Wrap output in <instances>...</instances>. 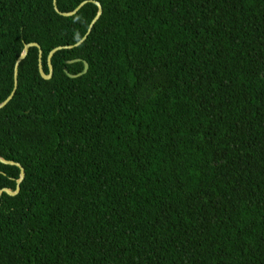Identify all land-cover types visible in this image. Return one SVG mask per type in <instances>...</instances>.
<instances>
[{
	"label": "trees",
	"instance_id": "1",
	"mask_svg": "<svg viewBox=\"0 0 264 264\" xmlns=\"http://www.w3.org/2000/svg\"><path fill=\"white\" fill-rule=\"evenodd\" d=\"M83 1L0 0V103L101 5L0 107V264H264V0Z\"/></svg>",
	"mask_w": 264,
	"mask_h": 264
},
{
	"label": "water",
	"instance_id": "2",
	"mask_svg": "<svg viewBox=\"0 0 264 264\" xmlns=\"http://www.w3.org/2000/svg\"><path fill=\"white\" fill-rule=\"evenodd\" d=\"M85 2H86V1L81 2V3H80L75 9H73L72 11H69V12H59V10H58L57 7H56L55 0H53V4H54V9H55V11H56L57 13L63 15V16H70V15L74 14V13H75V12H76V11H77V10H78V9H79V8L85 3ZM94 3L97 5L98 10H97V13H96L95 17L93 18L92 22L90 23V25H89V27H88L86 33L83 35V37H82L78 42H76V43L73 44V45L57 46V47H55V48H53V49H51V50L49 51V53H48V55H47V58H46V62H47V66H48V73H47V74H45L44 71H43V69H42V63H41L42 51H41L39 45H38L37 43H35V42H30V43H26V44H24V46H23V51H22V53L18 56V58H17V60H16V63H15V65H14V70H13L14 87H13L11 93L6 97V99L0 103V107L4 106V105H5V104L11 99V97H12L13 94H14V91H15V88H16V85H17V66H18L19 61H21V60L25 57L28 48H29V47H32V46L37 47V49H38V71H39V74H40V76H41L43 79H49V78L51 77V75H52V65H51V56H52V54H53L55 51L59 50V49H62V48H70V47L76 46V45H78L80 42H82V41L87 37V34L90 32L91 27H92L93 23L95 22V20H96V19L99 17V15L101 14V5H100L98 2H94ZM78 60H79V59H76V60H70L69 63H71V62H73V61H78ZM86 70H87V63L84 62V68H83V71L80 72V73H78L77 75H80L81 73L86 72ZM66 73H67V72H66ZM67 75L70 76V77L77 76V75H71V74H68V73H67ZM0 162H1V163H4V164H13V165H16V166H18L19 169H20L19 178L16 180V188H15V190L12 191V190H10L9 188H2V189H0V194H1V192L3 191V192H5V193H7V194H9V195H14V194H16V193L18 192V190H19V187H18V186H19V183L21 182V180L23 179V176H24V169L20 166L19 163L14 162V161H10V160L3 159L1 156H0Z\"/></svg>",
	"mask_w": 264,
	"mask_h": 264
}]
</instances>
